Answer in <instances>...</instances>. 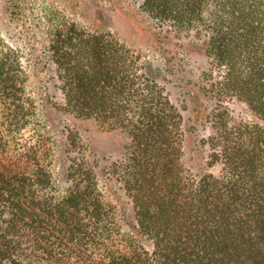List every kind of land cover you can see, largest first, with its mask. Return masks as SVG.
<instances>
[{
	"label": "trees",
	"instance_id": "obj_1",
	"mask_svg": "<svg viewBox=\"0 0 264 264\" xmlns=\"http://www.w3.org/2000/svg\"><path fill=\"white\" fill-rule=\"evenodd\" d=\"M140 9L166 37H192L207 66L184 74L194 50L186 63L166 55L157 65L111 32L54 23L58 109L129 138L107 178L70 130L63 192L19 56L0 46V264H264V0H141Z\"/></svg>",
	"mask_w": 264,
	"mask_h": 264
},
{
	"label": "rangeland",
	"instance_id": "obj_2",
	"mask_svg": "<svg viewBox=\"0 0 264 264\" xmlns=\"http://www.w3.org/2000/svg\"><path fill=\"white\" fill-rule=\"evenodd\" d=\"M140 3L141 0H0V46L15 50L19 56L25 76V93L34 101L50 137L52 168L59 192L69 185L65 173L71 154L66 140L70 130L79 137L87 153L105 168L107 178H110L106 173L108 166L126 154L129 138L124 132L102 128L94 120L75 118L58 109L63 95L49 50L54 23L65 19L88 30L111 32L142 60L157 65H162L167 57L175 66L181 61L186 63L185 52L194 50V56L185 65L187 69H183L184 74L189 68L199 74L207 66L202 46L192 43L190 36L166 37L164 27L146 16ZM168 86L174 100L182 102L179 86ZM225 104L236 118L248 119L244 104L231 98H227ZM207 105L212 106V102ZM206 134V129H202L199 137ZM207 171L218 173L220 165ZM107 178L102 181L104 185L109 184ZM111 188L117 200H129L119 184H112Z\"/></svg>",
	"mask_w": 264,
	"mask_h": 264
}]
</instances>
